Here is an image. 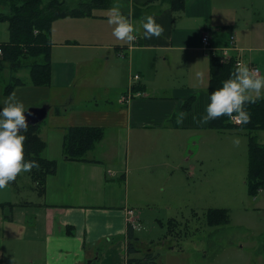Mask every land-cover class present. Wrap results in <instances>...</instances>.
Wrapping results in <instances>:
<instances>
[{
  "label": "crops",
  "instance_id": "1",
  "mask_svg": "<svg viewBox=\"0 0 264 264\" xmlns=\"http://www.w3.org/2000/svg\"><path fill=\"white\" fill-rule=\"evenodd\" d=\"M114 5L137 26L145 15H154L164 31L148 39L141 29L134 46L118 40L112 34L113 25L107 23L108 10ZM205 33L210 51L201 43ZM231 35L235 36V47L229 49V60L241 59L261 73L264 0H185L181 9L172 8L169 0H118V4L109 0L107 7L93 9L90 16L63 17L52 23L48 85H34L28 69L13 70L4 63L0 73L8 70L7 83L19 80L9 93L4 90L7 83L3 86L4 96L13 90L11 96H15L31 86L27 88L32 91L19 99L25 107L50 105L48 121L40 122L38 134L45 142L42 157L55 161L56 168L46 176L41 193L33 183L19 187L8 184L0 189V264H131L133 260L157 264L151 242L147 246L138 239L131 253L137 254L145 246L147 256L129 259L127 209L134 211L131 205L137 203L128 199L127 186L121 184L128 179L124 168L141 171L147 164L141 151L155 156L165 153L166 158L177 154L173 167L180 168L191 161L186 156L188 137L196 146L197 161L189 163L191 171H186V177H200L208 187L202 199L215 201L204 214L209 209H225L229 221L224 228L246 235L257 232V238L263 240L264 191L249 196L245 183L246 130L237 125L210 129L208 121L200 119L208 104L209 55L229 47ZM20 70H27L28 81L17 76ZM126 95L129 99L122 102ZM249 95L264 98V91ZM189 99L190 107L183 111ZM81 126L102 128L103 138L82 160L64 159L65 130ZM253 134L258 138L256 132ZM237 137L239 143L234 142ZM128 151L134 153L129 161ZM114 159L116 164H112ZM149 165L157 162L151 159ZM143 177L140 174L138 179ZM189 195L187 203L197 207V192ZM182 196L178 191L171 200ZM32 197L35 200H30ZM134 217L147 225L153 223L142 212ZM263 243L250 245V260L244 264H264ZM180 251L168 244L169 254Z\"/></svg>",
  "mask_w": 264,
  "mask_h": 264
},
{
  "label": "trees",
  "instance_id": "2",
  "mask_svg": "<svg viewBox=\"0 0 264 264\" xmlns=\"http://www.w3.org/2000/svg\"><path fill=\"white\" fill-rule=\"evenodd\" d=\"M133 1V0H132ZM172 8L181 9L185 0H169ZM109 0H82L76 7L69 8L65 0H0V21L7 23L8 40L0 41V70L4 63L11 69H28L31 82L37 86L50 83L51 26L63 17L90 16L95 8H104ZM236 66L234 60H225L218 53L209 55L208 103L209 95L222 86V81L229 78ZM19 80H10L4 90L9 93ZM189 99L182 107L185 111L190 107ZM250 119L241 123L239 129L248 134L247 173L245 183L249 196H256L264 190V143L257 140L255 134L264 130V98H251L246 103ZM236 114V113H233ZM232 114V115H233ZM230 116H221L209 120L208 127L215 130L235 128ZM40 122L29 125L25 143V158L38 161V167L29 171V176L37 192L44 191V181L48 174L55 172L56 162L42 157L45 142L39 137ZM104 130L99 127H69L65 130L62 154L64 159L82 160L95 143L103 138ZM13 181L9 182L13 183ZM208 225L227 224L228 211L225 209H209L205 213ZM128 251H135L133 231L128 226ZM152 260V259H151ZM134 261V260H133Z\"/></svg>",
  "mask_w": 264,
  "mask_h": 264
},
{
  "label": "rangeland",
  "instance_id": "3",
  "mask_svg": "<svg viewBox=\"0 0 264 264\" xmlns=\"http://www.w3.org/2000/svg\"><path fill=\"white\" fill-rule=\"evenodd\" d=\"M80 1L82 0H65V3L69 8H73L76 7ZM122 1L129 2V0ZM116 2L118 4V0H116ZM0 11L5 12L6 9L0 8ZM95 11L97 13L106 12L109 14L107 11L100 9H96ZM6 40H8L7 23L0 21V41ZM217 53H219V51ZM261 73L264 74V68H261ZM17 76L28 81L27 70H20L17 73ZM7 81L8 70L0 73V105H2L14 92L13 90L10 94H7V96H4V94L1 93L3 86ZM27 87L20 89V91L14 96L16 101H20L19 99L29 93L28 91H32ZM34 93L36 94L37 92ZM40 104L41 103L35 106H40ZM47 121L48 118L46 117L44 122ZM256 135H258V141L264 140V130L256 131ZM186 140L189 146V151H187L188 154L186 156L191 158L189 163L195 165L197 161L195 155L196 146L191 137L186 138ZM151 153L152 152L148 151H141V153H139L141 159H145L147 162L146 166L142 167L141 171H129L127 167L124 168V173L128 171L129 180L125 179V182L121 184L124 185V187L127 186L126 193L128 199L131 202L137 203L136 205H131L134 209V213L139 215L140 212H142L148 216L149 220H153L152 225H147L139 220L137 221L134 230L135 239L133 238L132 243L135 245V241L138 239L139 241L142 240L143 242H147L146 244L149 246L148 243L150 244L151 242L149 247L154 251L151 253L154 262H157L158 258L157 264H244L249 262L252 252L250 245H262L261 242L264 241V238L263 240H259L257 238V232L246 235L238 229L231 227L224 228L223 224L214 226L208 225L204 214L206 210L205 208L215 204V201H204L202 199V197L207 194V184L201 183L200 177H186V171H191L189 163L183 164L180 168L173 167L175 166L173 161L179 159L177 154H171L166 158L165 153V156L163 154L155 156L151 155ZM133 155V152L128 151V161ZM113 156L114 154L109 160L112 159ZM151 159L157 162V165H149ZM116 163L117 161L114 159L112 164ZM137 163L138 162H135V165ZM109 167L111 169L113 168L111 166ZM121 173H123V170L119 171L117 176L119 177ZM140 174H144L145 177L138 179ZM183 177H186L185 180ZM117 178L116 180H118ZM15 183H17L18 187L20 185L22 186V184L24 186L27 184L33 186L29 171L19 173L14 182L10 184ZM24 189L23 194L29 199L28 190L26 188ZM178 191H181L183 196L179 200L172 201V194ZM193 191L197 192V200L195 202L197 207H192L187 203L186 197ZM223 191L228 192V190ZM260 192H258L257 195ZM32 193L34 192L32 191ZM124 197L125 189L122 192V198ZM30 200H35V198L32 197ZM168 206L170 207L168 208ZM262 217H264V212H262ZM259 230L262 231L263 228ZM246 236H249V238ZM171 243L174 247H178L181 250L178 254H169L167 252L168 244ZM241 244H244V247L241 248ZM154 247H156V249ZM194 251L198 254L193 255ZM146 254V247L142 246L139 248L137 254H132L130 252L129 259H141L147 256ZM86 264H88V261ZM131 264L137 263L134 260Z\"/></svg>",
  "mask_w": 264,
  "mask_h": 264
},
{
  "label": "clouds",
  "instance_id": "4",
  "mask_svg": "<svg viewBox=\"0 0 264 264\" xmlns=\"http://www.w3.org/2000/svg\"><path fill=\"white\" fill-rule=\"evenodd\" d=\"M108 11L110 15L107 23L113 25V36L118 40L127 41L132 46L139 38L137 33L141 32V29L143 37L148 39L159 36L164 31L163 26L152 14L145 15L137 26L122 13L118 5H114ZM251 91L258 94L264 91V74L243 61H237V66L229 78L222 81L221 87L210 93L206 114L200 118L201 122L236 113L239 117L238 122L246 123L250 119V114L245 105L251 102L249 95ZM25 113L32 115L24 103L16 101L14 96H9L0 105V189L15 180L19 173L38 167V161L25 158L24 142L29 127ZM234 142L239 143V138H234Z\"/></svg>",
  "mask_w": 264,
  "mask_h": 264
},
{
  "label": "built area",
  "instance_id": "5",
  "mask_svg": "<svg viewBox=\"0 0 264 264\" xmlns=\"http://www.w3.org/2000/svg\"><path fill=\"white\" fill-rule=\"evenodd\" d=\"M201 43H202V46H203L205 49H207L208 51L211 50V49H210V46H209V37H208V35H207L206 33L202 35V37H201ZM233 47H235V36H234V35H231V36L229 37V47H227V48H223V49H221V51H220V55H221L222 58L225 59L226 61L229 60V58H230V55H229V49H230V48H233ZM0 53H1V51H0ZM237 61H242V60H241V59H236V60L234 61V65H235V66H237ZM250 67L253 68V69H258L256 66H250ZM135 78H138V76H135ZM130 96H132V95H130ZM128 99H129V97H127V95L121 97V101H122V102H123V101H127ZM229 119H230V121H231L233 124H235V125H239V124H241L240 122H238V121H239V117H238L237 114H233L232 116H230ZM127 220H128V222L131 223L132 225H135V224L137 223V220H136L135 217H134V211H133L132 209H128V210H127Z\"/></svg>",
  "mask_w": 264,
  "mask_h": 264
},
{
  "label": "water",
  "instance_id": "6",
  "mask_svg": "<svg viewBox=\"0 0 264 264\" xmlns=\"http://www.w3.org/2000/svg\"><path fill=\"white\" fill-rule=\"evenodd\" d=\"M32 115H28L25 113L29 125L37 124L41 122L47 116L48 110L50 109V105L42 104L40 106H33L28 108Z\"/></svg>",
  "mask_w": 264,
  "mask_h": 264
},
{
  "label": "bare ground",
  "instance_id": "7",
  "mask_svg": "<svg viewBox=\"0 0 264 264\" xmlns=\"http://www.w3.org/2000/svg\"><path fill=\"white\" fill-rule=\"evenodd\" d=\"M128 210V209H127ZM128 221V220H127ZM129 223V222H128ZM129 225L131 226V228H135V226L134 225H132L131 223H129Z\"/></svg>",
  "mask_w": 264,
  "mask_h": 264
}]
</instances>
